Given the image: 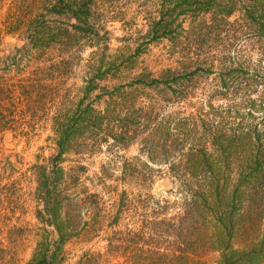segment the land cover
<instances>
[{
    "label": "trees",
    "instance_id": "1",
    "mask_svg": "<svg viewBox=\"0 0 264 264\" xmlns=\"http://www.w3.org/2000/svg\"><path fill=\"white\" fill-rule=\"evenodd\" d=\"M137 2L139 7L151 3L154 7H178V17L188 12L205 13L203 7H215L216 0ZM219 3L226 7H263L264 0ZM118 7L129 6L125 0H0V45L7 37L21 43L10 52L14 54L0 58V134L12 133L30 142L49 129L46 142L55 153L38 158L26 170L29 176L23 173L16 180H11L15 172L12 163L0 160V246L4 247L0 248V264L12 260V245L16 246L26 230L15 225L8 228L7 215H24L32 204L43 233L38 235L26 264H60L67 243L78 236L80 242L89 241L88 224L78 230L77 222L83 218L71 216L66 208L81 207L84 200L95 209L103 202L95 193L80 198L84 189L64 195L68 193L62 186L69 174L61 166L65 156L77 155L81 161L84 155L100 151L103 144L107 149H126L135 143L140 146L139 154L151 161H167L176 154L178 167L171 166L168 171L185 197L173 216L158 221L160 215H167L166 205L150 196L144 202L141 198L129 199L126 190L118 193L120 184L150 178L143 180L146 176L133 164L119 171L102 167L95 175L97 185L114 199L109 215L104 217L110 218L108 228L112 232L106 249L111 256L121 258V264H205L203 257L211 251L218 254L217 264H264V152L257 149L248 154L232 185V173L227 169L232 162L230 138L212 131L205 122L200 125L201 132L198 121L191 116L178 120L171 128L172 120L159 119V113L149 106L145 112L131 98L111 94L101 111L89 101L101 71H110L116 64L115 57L105 60L109 49L106 27L118 20ZM172 28V23L162 18L153 23L150 33L157 39ZM88 50L87 63L82 65V55ZM81 67L92 76L77 88V99L67 83ZM142 84L150 87L161 81ZM237 139L244 145V133ZM249 144H254L250 138ZM84 171L82 166L68 170L77 179ZM22 178L30 189L23 193L19 187ZM134 217L141 220L136 231L129 225L125 230L117 229L122 220ZM151 217L153 220L148 219ZM100 219L99 214L92 217L94 228H98ZM91 232L96 234L95 230ZM52 234L56 238L50 240ZM75 264L109 261L100 252L88 251Z\"/></svg>",
    "mask_w": 264,
    "mask_h": 264
},
{
    "label": "rangeland",
    "instance_id": "2",
    "mask_svg": "<svg viewBox=\"0 0 264 264\" xmlns=\"http://www.w3.org/2000/svg\"><path fill=\"white\" fill-rule=\"evenodd\" d=\"M125 1L129 7H118V20L106 27L109 49L105 60L111 61L115 57L116 64L110 71H101L95 83L96 90L89 101H92L97 111H101L111 94L121 95L123 99L131 98L136 101V107H143L145 112H148L149 106L159 113V119L172 120L171 128L178 120L191 116L198 121V130L201 132L200 125L205 122L207 127H212V131L222 132L230 138L229 154L232 162H229L227 169L232 173L234 185L238 169H241L248 154L255 153L257 149L264 152V4L263 7H226L219 5V0H216L215 7H203L205 13L188 12L177 17L175 15L180 11L178 7H154L152 3L149 7H139L138 0ZM185 9L198 10L195 7ZM253 11L255 14L250 13ZM162 18L164 22L172 23L173 28L165 36L152 38L150 29L153 23ZM18 46H21L20 42L7 37L0 45V58L14 54L10 52ZM90 51L82 55V65L87 63ZM91 76L81 67L68 80L67 87L72 88V95H76L77 99L80 97L77 88ZM153 80L161 81V84H152L150 87L142 84L149 85ZM95 96L100 98L95 99ZM241 133H244V145L237 139ZM50 134L49 129L39 132L30 142L13 137L12 133L0 134V160H9L15 169L11 180H16L23 173L29 176L26 170L38 158H49L55 154L46 142ZM249 138L253 145L249 144ZM139 149L138 143L126 149H107L106 144H103L100 151L90 156L84 155L81 161L77 155L65 156L66 161L61 166L69 174L64 179L67 183L62 186L68 193L64 195H74L76 191L84 189L80 198L95 193L103 204L92 209L83 200L81 207L72 210L66 208L67 212H72L69 213L71 216L83 218L77 222L78 230L88 224L89 241L80 242L78 236L67 243L63 247L60 264H75L88 251L104 254L109 264L122 263L121 258H114L106 249L112 231L108 228L110 218L104 217L109 215L114 199L109 198L97 185L95 175L102 167L119 171L124 165L133 164L146 176L143 180L150 178L146 182L131 180L126 185L120 184L118 193L126 190L129 199L141 198L144 202L150 196L160 205H166L168 213L160 215L158 221L178 211L185 196L179 193L178 185L173 182L168 171L171 166L178 167L176 154L169 156L167 161L162 158L151 161L145 155H140ZM135 158L139 160L135 161ZM77 166L85 168V173L80 174L78 179L75 174L68 172ZM19 187L22 193L30 190L24 178ZM32 206L27 208L24 215L19 212L14 217L7 215L10 219L6 221L8 228L15 225L26 230L23 233L25 236L20 237L16 246L12 245V260L6 264H26L39 240L38 235L43 233V226L35 218ZM138 213L143 214L140 210ZM95 214L101 216L98 228L93 227L91 220ZM148 219L153 220L152 217ZM138 221H141L140 217L132 220L126 218L117 229L125 230L128 225L135 229L140 223ZM2 223L5 224L4 219ZM46 230L52 231L50 228ZM1 237L4 239L5 233ZM55 238L54 234L49 237L50 240ZM8 260L6 257L5 261ZM217 260L218 254L211 251L203 257L205 264H217Z\"/></svg>",
    "mask_w": 264,
    "mask_h": 264
}]
</instances>
